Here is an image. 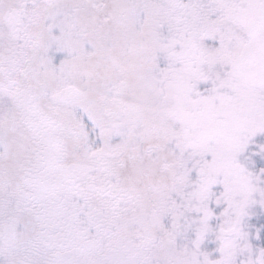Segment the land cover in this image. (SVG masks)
Instances as JSON below:
<instances>
[{
  "label": "snow or ice",
  "instance_id": "obj_1",
  "mask_svg": "<svg viewBox=\"0 0 264 264\" xmlns=\"http://www.w3.org/2000/svg\"><path fill=\"white\" fill-rule=\"evenodd\" d=\"M0 264H264V0H0Z\"/></svg>",
  "mask_w": 264,
  "mask_h": 264
}]
</instances>
